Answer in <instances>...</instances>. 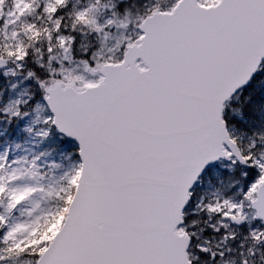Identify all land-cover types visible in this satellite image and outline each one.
Returning <instances> with one entry per match:
<instances>
[{
    "label": "snow or ice",
    "instance_id": "snow-or-ice-1",
    "mask_svg": "<svg viewBox=\"0 0 264 264\" xmlns=\"http://www.w3.org/2000/svg\"><path fill=\"white\" fill-rule=\"evenodd\" d=\"M0 264H264V0H0Z\"/></svg>",
    "mask_w": 264,
    "mask_h": 264
},
{
    "label": "trees",
    "instance_id": "trees-1",
    "mask_svg": "<svg viewBox=\"0 0 264 264\" xmlns=\"http://www.w3.org/2000/svg\"><path fill=\"white\" fill-rule=\"evenodd\" d=\"M257 79H259V77H257ZM57 143H58L57 139L56 138H53L52 139V142L50 143V145H57Z\"/></svg>",
    "mask_w": 264,
    "mask_h": 264
},
{
    "label": "rangeland",
    "instance_id": "rangeland-1",
    "mask_svg": "<svg viewBox=\"0 0 264 264\" xmlns=\"http://www.w3.org/2000/svg\"><path fill=\"white\" fill-rule=\"evenodd\" d=\"M52 142V140L50 141V143Z\"/></svg>",
    "mask_w": 264,
    "mask_h": 264
}]
</instances>
